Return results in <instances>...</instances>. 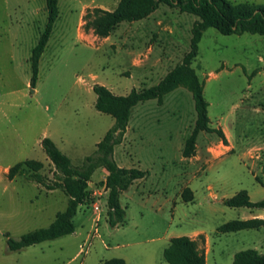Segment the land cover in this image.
Returning a JSON list of instances; mask_svg holds the SVG:
<instances>
[{
  "label": "rangeland",
  "instance_id": "obj_1",
  "mask_svg": "<svg viewBox=\"0 0 264 264\" xmlns=\"http://www.w3.org/2000/svg\"><path fill=\"white\" fill-rule=\"evenodd\" d=\"M120 0H59V18L31 87L30 57L48 18L46 0H0V264H169L164 249L172 237L194 236L207 264H234L237 252H264V226L236 232L220 227L232 220L264 218V209L224 203L241 190L264 199V35L205 30L192 66L204 84L210 127L201 131L196 154L183 149L197 112L192 92L180 86L160 104L139 102L132 110L114 158L122 167L147 171L120 196L123 224L108 221L106 171L89 184L91 199L74 218L76 231L20 250H10L7 234L20 239L49 226L68 205L53 184L55 167L42 141L50 137L82 167L115 124L96 109V84L117 95L158 84L190 48L198 16L162 3L142 20L121 23L108 37L86 28L94 8L114 10ZM264 6V0H228ZM215 75V76H214ZM38 160V172L24 168L13 180L6 168ZM40 175V176H38ZM190 187L194 199L182 193ZM203 233V234H202Z\"/></svg>",
  "mask_w": 264,
  "mask_h": 264
},
{
  "label": "trees",
  "instance_id": "obj_2",
  "mask_svg": "<svg viewBox=\"0 0 264 264\" xmlns=\"http://www.w3.org/2000/svg\"><path fill=\"white\" fill-rule=\"evenodd\" d=\"M165 3L178 7L182 12L198 16L192 27L190 48L185 53L181 63L172 68L162 80L149 88L133 89L127 95H117L107 86L96 84L93 87L97 94L96 109L110 114L115 124L108 130L104 138L97 144L95 155L88 156L82 167H76L71 159L55 144L50 137L42 141L44 151L54 164L57 180L47 184L49 189H62L68 196V205L64 211L58 212L55 220L46 227L33 229L14 239L7 234L10 250H20L25 247L72 234L76 231L74 218L79 207L91 199L89 184L93 174L100 168L107 170L105 187L108 190L107 215L112 226L123 224L126 219V209L122 206V192L139 179L147 175V171L139 168L120 166L114 158L115 146L123 141L131 119L133 108L142 101L157 99L160 104L169 92L184 86L192 92L197 120L192 134L187 138L183 149L185 157L196 154L197 139L201 131L213 132L208 115L209 103L204 95V84L199 78L193 61L198 56L199 43L205 30L217 28L223 34H243L249 32L264 35V6H251L246 3L234 4L228 0H120L114 10L94 8L86 15V28L92 29L100 37H108L121 23L142 20L150 16ZM48 18L46 26L38 42L33 48L31 64V87H35L39 78L40 60L54 31L59 18V0H46ZM227 142L223 130H217ZM28 167L35 172L43 168V163L30 159L16 163L10 167L7 175L14 179ZM40 176V175H38ZM188 202L194 199L193 190L186 187L182 193ZM224 203L231 207H248L264 209V199L254 202L247 190H241L233 197L225 199ZM264 226V218L236 219L223 224L222 232H236L243 229L260 228ZM164 258L169 264H207L206 252L199 241L188 235L172 237L164 249ZM102 264H128L123 258H112ZM234 264H264V252L256 249L239 251L234 256Z\"/></svg>",
  "mask_w": 264,
  "mask_h": 264
},
{
  "label": "crops",
  "instance_id": "obj_3",
  "mask_svg": "<svg viewBox=\"0 0 264 264\" xmlns=\"http://www.w3.org/2000/svg\"><path fill=\"white\" fill-rule=\"evenodd\" d=\"M215 76V75H214ZM128 129V128H127ZM224 134H225V136H229L227 133H226V131H224ZM9 169H10V167H7L6 168V173H8V171H9ZM102 170H105L106 171V174L108 173L107 172V170L105 169V168H101ZM11 180H13V179H11ZM141 180V179H140ZM254 217H256V216H254ZM203 234V233H202ZM197 235V234H196ZM196 235H192L191 237H193V238H195L194 236H196ZM205 239H206V253L208 252V250H209V240H208V238L205 236Z\"/></svg>",
  "mask_w": 264,
  "mask_h": 264
}]
</instances>
